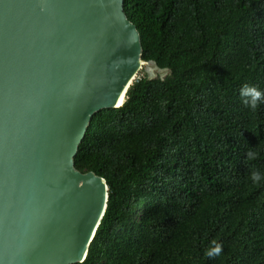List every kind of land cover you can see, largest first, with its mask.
Returning <instances> with one entry per match:
<instances>
[{
	"label": "trees",
	"instance_id": "1",
	"mask_svg": "<svg viewBox=\"0 0 264 264\" xmlns=\"http://www.w3.org/2000/svg\"><path fill=\"white\" fill-rule=\"evenodd\" d=\"M142 68L118 107L97 110L75 156L108 184L105 213L75 264H264V0H124ZM249 149L258 153L247 161ZM218 257L204 255L209 242Z\"/></svg>",
	"mask_w": 264,
	"mask_h": 264
},
{
	"label": "water",
	"instance_id": "2",
	"mask_svg": "<svg viewBox=\"0 0 264 264\" xmlns=\"http://www.w3.org/2000/svg\"><path fill=\"white\" fill-rule=\"evenodd\" d=\"M151 65L124 0H0V264L85 259L108 184L79 144Z\"/></svg>",
	"mask_w": 264,
	"mask_h": 264
},
{
	"label": "clouds",
	"instance_id": "3",
	"mask_svg": "<svg viewBox=\"0 0 264 264\" xmlns=\"http://www.w3.org/2000/svg\"><path fill=\"white\" fill-rule=\"evenodd\" d=\"M239 96L241 97V102L251 110H256L260 104H264V90L259 89L257 86L243 84L239 89ZM258 153L249 149L245 153V158L247 161L256 159ZM250 180L254 184H259L264 181V173L258 169H253L249 174ZM222 253V245L216 240L212 239L209 242V246L205 248L204 255L207 258H214L220 256Z\"/></svg>",
	"mask_w": 264,
	"mask_h": 264
},
{
	"label": "rangeland",
	"instance_id": "4",
	"mask_svg": "<svg viewBox=\"0 0 264 264\" xmlns=\"http://www.w3.org/2000/svg\"><path fill=\"white\" fill-rule=\"evenodd\" d=\"M144 73H146V75L148 74V73H151L153 76H155V77H157V76H163V75H160V74H165L167 71H163V70H158L155 66H153V65H151L150 67H148V68H145V66H144ZM165 76V75H164ZM163 76V77H164ZM154 78V77H153ZM161 78V77H160Z\"/></svg>",
	"mask_w": 264,
	"mask_h": 264
},
{
	"label": "snow or ice",
	"instance_id": "5",
	"mask_svg": "<svg viewBox=\"0 0 264 264\" xmlns=\"http://www.w3.org/2000/svg\"><path fill=\"white\" fill-rule=\"evenodd\" d=\"M121 100H123V97H121Z\"/></svg>",
	"mask_w": 264,
	"mask_h": 264
}]
</instances>
